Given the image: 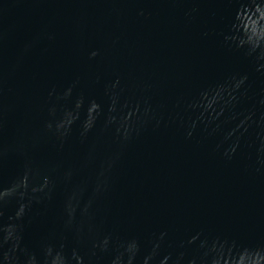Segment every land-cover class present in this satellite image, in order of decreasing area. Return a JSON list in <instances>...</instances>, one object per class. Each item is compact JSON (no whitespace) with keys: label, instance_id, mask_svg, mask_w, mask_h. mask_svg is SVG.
Returning <instances> with one entry per match:
<instances>
[{"label":"water","instance_id":"95a60500","mask_svg":"<svg viewBox=\"0 0 264 264\" xmlns=\"http://www.w3.org/2000/svg\"><path fill=\"white\" fill-rule=\"evenodd\" d=\"M260 25L264 0H0V264H264Z\"/></svg>","mask_w":264,"mask_h":264},{"label":"clouds","instance_id":"9594fccd","mask_svg":"<svg viewBox=\"0 0 264 264\" xmlns=\"http://www.w3.org/2000/svg\"><path fill=\"white\" fill-rule=\"evenodd\" d=\"M253 35H256L258 38H264V25H260L258 33L254 32ZM92 55L95 56L96 53L93 52ZM49 127H51V125H49Z\"/></svg>","mask_w":264,"mask_h":264}]
</instances>
